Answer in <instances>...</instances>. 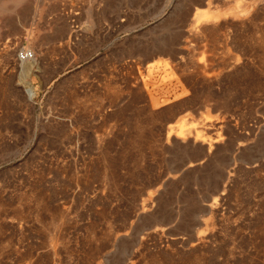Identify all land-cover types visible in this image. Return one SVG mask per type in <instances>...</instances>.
Here are the masks:
<instances>
[{"label":"rangeland","instance_id":"rangeland-1","mask_svg":"<svg viewBox=\"0 0 264 264\" xmlns=\"http://www.w3.org/2000/svg\"><path fill=\"white\" fill-rule=\"evenodd\" d=\"M0 264H264V0H0Z\"/></svg>","mask_w":264,"mask_h":264},{"label":"built area","instance_id":"built-area-1","mask_svg":"<svg viewBox=\"0 0 264 264\" xmlns=\"http://www.w3.org/2000/svg\"><path fill=\"white\" fill-rule=\"evenodd\" d=\"M33 54L31 51L29 50H22L20 53H19V58L22 59V60H27V59H30L32 58Z\"/></svg>","mask_w":264,"mask_h":264},{"label":"bare ground","instance_id":"bare-ground-1","mask_svg":"<svg viewBox=\"0 0 264 264\" xmlns=\"http://www.w3.org/2000/svg\"><path fill=\"white\" fill-rule=\"evenodd\" d=\"M2 13V12H1ZM197 135V134H196Z\"/></svg>","mask_w":264,"mask_h":264}]
</instances>
